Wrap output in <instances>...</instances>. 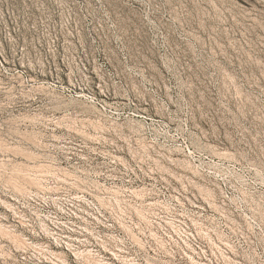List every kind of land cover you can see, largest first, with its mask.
I'll return each mask as SVG.
<instances>
[{
    "label": "rangeland",
    "instance_id": "1",
    "mask_svg": "<svg viewBox=\"0 0 264 264\" xmlns=\"http://www.w3.org/2000/svg\"><path fill=\"white\" fill-rule=\"evenodd\" d=\"M0 264H264V0H0Z\"/></svg>",
    "mask_w": 264,
    "mask_h": 264
}]
</instances>
